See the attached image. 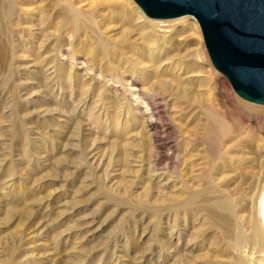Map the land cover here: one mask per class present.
Masks as SVG:
<instances>
[{
  "label": "rangeland",
  "instance_id": "1",
  "mask_svg": "<svg viewBox=\"0 0 264 264\" xmlns=\"http://www.w3.org/2000/svg\"><path fill=\"white\" fill-rule=\"evenodd\" d=\"M28 1L33 3L26 5V13L42 6L51 14L58 5L55 0ZM113 1L123 4L126 14L137 16L127 0ZM90 2L94 4L81 19L78 33L73 27L67 28L66 43L46 55L32 43L30 34L35 29L29 18L23 23L24 32L23 25L11 27L10 21L2 18L7 4L0 0V7L6 6L0 8V264H233L226 254L230 240L223 239L219 227L204 214L192 208V216L182 214L175 221L167 211H159L167 204L160 195L171 191V183L182 184L174 177L163 180L162 168L167 169L168 176H175L176 168L165 156L177 140L168 116L176 110L185 127L200 131L203 120L198 107L207 98L216 99L218 108L232 112L223 172L227 178L222 184L220 179L208 185L199 182L200 186L192 189L208 193L226 188L236 203L245 206L244 215L254 214V219V202L258 195L264 199V123L262 128L252 119L235 124L242 114L236 103L246 102L213 69L200 30L184 34L176 23H169L176 25L180 35L163 49L159 60L163 68L168 64L187 66L186 76L198 77L194 81L208 76V88H199L197 82L187 86L183 94L174 88L171 107L170 102L161 101L169 100L159 81L167 82V75L132 81L124 59L129 54L121 51V57L117 54L113 61L100 49L102 41L112 52L139 42L137 29L125 25V15L112 8L110 0ZM19 17L23 16L16 11L14 20ZM187 22L197 24L191 17ZM97 25H105L103 34ZM68 39L92 49L99 59L93 70L88 64H79L83 58L68 57ZM37 57L39 61L47 57L51 62L46 67ZM143 67L153 72L156 65L146 61ZM197 68L201 73L195 74ZM214 78L225 81V89L213 85ZM132 86L144 98L152 97L155 128L147 126L150 112L133 94ZM155 93L157 98L151 96ZM251 106L261 108L264 120V106ZM157 159L163 165L156 166ZM117 226L121 233L113 235ZM230 253L235 257L236 252Z\"/></svg>",
  "mask_w": 264,
  "mask_h": 264
},
{
  "label": "bare ground",
  "instance_id": "2",
  "mask_svg": "<svg viewBox=\"0 0 264 264\" xmlns=\"http://www.w3.org/2000/svg\"><path fill=\"white\" fill-rule=\"evenodd\" d=\"M40 1H42V0H40ZM43 1H48V0H43ZM55 1L58 3V5L56 6V8L53 9V12H52L53 14L52 13L49 14L48 13L49 11H47L46 9H43L42 6H36L32 11H29L28 13H26V10H25L27 8L26 5H30L33 3V2L28 1V0L27 1L26 0H21V1L20 0H5V2L7 4V8H6L7 10L4 12L3 10L5 8L4 9L2 8L3 9L2 11L4 12V17H2V18L3 19L5 18L7 21H10V25L13 28L23 25V23H25V21L28 20V18H29L28 23H31L32 28L35 29V31L30 34V36L32 38V43L35 45L36 49L44 50L46 55H47V54H49L48 52L53 53L55 51V48H57V47L60 48V46L62 47V45H64L63 44L64 42L66 43V40L64 41V38L66 35L65 30L67 28L73 27L74 33H78V31L81 28V26H80L81 25V19L86 18L87 14L85 15V12H88L87 10H91V8H92L91 6H93V4H94V2H90V0H55ZM110 2H111L112 8H116V9L120 10L125 15V18H124V22H126L125 25L128 24V25L133 26L135 29H137V34L139 35L138 37H140V38L136 37L137 39H139V42L136 40L137 43H127L124 46H121L120 50L118 48L115 49L114 52L109 51L107 49V46H106L107 42L106 41H102L103 43H102V47L100 49V52L102 50V52L107 57L112 58L113 61H115L114 59L116 58L117 54H119V53L121 54V51H123L126 54H129V56H126L124 59L126 61L125 64L126 63L128 64L127 65L128 66L127 71L129 72L128 74L131 75V76L130 75H127V76H129L132 81L133 80L135 82L137 80L142 81L147 77H149V78H158V77L162 78V76L167 75L169 77V80L167 82L165 80H162V79H160L159 81H160V84L164 87L165 93L167 91L166 95L169 98V100L168 99L167 100L162 99L161 101L170 102L171 107L173 106L172 103H174L173 99H175L176 93L178 94V92H182V94H183L184 92H186L187 86H189L190 84L197 82V84L200 85L199 88H201V86H206V87L208 86L207 85V83H209V81L207 80L208 76L203 77L204 76L203 75V76H201L203 78L202 80H195L194 81L193 79L195 76H193V77L192 76H186L187 73L184 72V70L187 69V66H185V68H184V67H180V66L175 65V64H172V65L168 64L165 68H163L161 65V60H159V55L163 52V49L167 48L170 45V43L174 37H179V35H180V33H179L180 31L178 32L176 30V28L174 27L176 25L169 26L170 25L169 23H171V22L176 23L177 26L181 28V31L184 32V34H186L185 32H189V31L190 32H192V31L198 32L200 30L199 26L197 27V24H194V23L189 24L187 22V17H189V16L176 18V20L170 19L171 21L150 19L143 14L141 9L132 0H127V2L135 10V13L137 15L135 17L132 13H129L130 15L126 14L128 11L123 4L116 3L113 0H110ZM21 3H23V6H21ZM85 5L88 6L89 9H85L84 8V7H86ZM2 6H5V5H1V7ZM97 7H98V5H97ZM104 8H107V7H104ZM100 10L101 9H99V11ZM16 11L21 12V15L23 17L22 18L19 17L16 20H14V15L16 14ZM101 12H102V10H101ZM110 13H111V11H110ZM102 14H103V12H102ZM123 14H122V16H123ZM19 15H20V13H19ZM88 15L91 16L92 14L88 13ZM93 15H95V14H93ZM24 18H26V19L23 21ZM93 19H94V21L96 20L95 17H93ZM102 20H103V18H102ZM95 24H97V23H95ZM85 26H87V25H85ZM24 27H25V25H23V27L21 29L22 31L25 30ZM93 27H95V26H93ZM102 27L104 28L105 25H101V26L97 25L95 27V28H97V30L99 31L100 34L105 30L104 29L103 31H101ZM32 28L30 27V29H32ZM181 35H183V34H181ZM104 37H101V38L104 39ZM201 37H202V34H201ZM70 38H72V37L70 36ZM74 38H76V34H75ZM69 42H70V40H69ZM75 42L76 41L75 40L73 41V39H72V41L67 45V47H69L68 48L69 51H67L68 57L71 60H76V58L78 59L80 57L83 58L82 59L83 63H79V64H81V65L82 64L83 65L88 64V67L92 68V70H93V68H95L97 66V63L99 61V59L95 56L96 54L94 55L91 51L92 49L90 48L91 49L90 50L85 45V43H84V45H85L84 46L80 43H75ZM201 42L198 41V44L201 45ZM202 43H204V41ZM88 46H89V44H88ZM206 53H207V51H206ZM117 57L119 58V56H117ZM120 57H121V55H120ZM38 59H40V57L36 58L37 61H39ZM42 59L39 62L44 63L46 65V67L51 62V59L49 60L47 57H44ZM145 60L149 61L151 64H153L154 67L156 65V68L153 72L148 71V69H146V71H145V67H143L144 62H146ZM209 61H210V59H209ZM172 63H174V62H172ZM183 63H185V62H183ZM125 64H123V66ZM120 65H121V63H120ZM111 66L113 67L114 65H111ZM199 68L196 69L195 74L201 73ZM96 69H98V68H96ZM213 69H214V67H213ZM216 72H218V71H216ZM104 73H107V72L105 71ZM100 75H99V77H100ZM123 75H125V74H123ZM183 76H186V77H183ZM164 78H165V76H164ZM109 79H111V78L109 77ZM115 81H117V80H115ZM206 81H208V82L206 83ZM128 82L130 83V81H128ZM152 82H154V81H152ZM156 82H158V81H156ZM212 83H213V85H216V84L219 85L221 90H222V88L225 89V87H226V82L223 80H216L214 78ZM152 85L154 86L155 84H152ZM152 85H151V87H152ZM119 86H120V84H119ZM155 86H157V83ZM132 87L134 88V86H132ZM174 88H176V90H178L176 93L173 92ZM97 89H98V87H97ZM143 89H146V88H143ZM204 89H205V87H204ZM213 89H214V87H213ZM87 90H89V89H87ZM132 91H134L133 92L134 95H136V94L138 95L137 99L140 102V104H144L145 107L148 108V110L150 112V116H149L150 120L146 119V121H145L147 126L149 128L150 127L155 128L154 123L156 122L155 121L156 118L154 117V114H153V112H154L153 106L154 105H152L154 103H151V101H150L152 99V97L150 100H148V99L144 98L143 96H141L140 93H138L139 89L134 88V90H132ZM153 91H156V90H153ZM209 91H208V93H209ZM156 93L151 95V96H154L155 98H157ZM208 93H207V96L209 97L210 94L208 95ZM155 98H154V100H155ZM176 98H177V96H176ZM200 98H202V97H200ZM236 105L241 110L242 114L240 116H238L237 122L235 124H239L240 121H242V120L244 122H246V120L252 119L254 121V123H256L255 124L256 127L259 126L258 128H262L261 123H264V120H262L263 114L260 110L261 108H258L257 106L256 107L251 106L252 103H251V105H249V104H247V102L246 103L237 102ZM254 105H256V104H254ZM122 106H124V105H122ZM258 106H260V105H258ZM198 108H199L198 113H200L202 120H203V122L200 126L201 127L200 131L195 130V129L189 130L187 127H185V125L181 123V119H180L181 116L177 115V114H179V112H176V110H174V112L172 111L173 113H169L171 115L168 117H169L171 124L174 127V131L177 135V140L173 146H170L168 148V150H167L168 153L166 155L165 154L164 155L167 156V159H168L167 161H169V162H171V160L173 161V165H175L176 168H175V176H168L170 173L167 174V171H166L167 169L163 166L164 168H162L163 169L162 175L164 177L163 178L164 181H170L172 179V177H174L173 178L174 180L181 181L182 184L181 185L179 184L177 186L176 183H171L169 188H168V189H171V191L167 193L166 192L167 190H165V193L163 192L160 195V199L162 201L166 202L167 204L166 205L164 204L163 206H161L162 208L159 211H160V213H166V211H167V213H170L171 215H173V219L175 221H177L182 214H187V215L189 214L190 216H192L193 214L190 211V209H192V208L195 209L197 212H199V214L200 213L204 214L206 216L205 218L207 220H209L210 223L219 227L220 234L223 237V239H227V240L229 239L230 240V242L228 241L230 251L226 254L228 257H230L233 264H264V220L262 218V213H261V210L264 207V199L261 196L258 197L259 195L257 196V198L254 202L255 203V214H256V217L254 219V214H253V216H251L250 214L244 215V213L246 212L245 206L236 203L235 198H233V196H232L233 194L230 195L229 190H227L226 188L217 189V190H214V191H211L208 193L203 191L202 189H200L199 191H194L192 189V187L196 186L199 182L203 183L205 185H208L209 183L212 182L213 179H220V180H222L221 184L223 183V180L226 177V176H223L224 169H226L225 168V166H226L225 155L227 154V151H228V150L226 151L225 148L227 145V138L231 134L228 122H230L233 119V117L231 115L232 112L230 113L227 109L222 110V109L218 108V104H216V99H214V98H210V97L207 98L206 103L203 105L201 104ZM175 109H177V107ZM196 127H198V126H196ZM136 137H138V136L136 135ZM134 140H135V138H134ZM128 143H129V141H128ZM138 144H140V142ZM227 147H228V145H227ZM157 157H158V155H157ZM79 159L81 160V158L80 157L78 158V162H79ZM160 160H161V157H160ZM160 160L159 159L156 160V162H155L156 166L163 165V164H160ZM107 164H108V162H107ZM165 166L168 167V162L165 164ZM107 167H109V166L107 165ZM171 174H172V172H171ZM170 177H171V179H170ZM219 177H221V178H219ZM216 182H217V180H216ZM205 185H203V186H205ZM198 186H200V185H197L196 187H198ZM215 187H217V186H215ZM228 189H230V188H228ZM210 190H213V189L210 188ZM252 201H254V200H252ZM252 210H253V207H252ZM196 215H197V213H196ZM201 218H202V216H201ZM200 223H201V221H200ZM193 224H194V221H193ZM192 227H194V226H192ZM198 228H200V227H198ZM197 230H199V229H197ZM120 233H121L120 226L115 227V229L113 230V235L114 234H120ZM160 234H162V233H160ZM158 236H159V234H158ZM162 236H164V235H162ZM165 249H166L165 243H164L163 237H162L160 240V252L163 254ZM231 251L236 252L235 257H231V253H230ZM32 261H33V259H32Z\"/></svg>",
  "mask_w": 264,
  "mask_h": 264
},
{
  "label": "water",
  "instance_id": "3",
  "mask_svg": "<svg viewBox=\"0 0 264 264\" xmlns=\"http://www.w3.org/2000/svg\"><path fill=\"white\" fill-rule=\"evenodd\" d=\"M132 1L150 19L194 18L214 69L240 99L264 106V0Z\"/></svg>",
  "mask_w": 264,
  "mask_h": 264
}]
</instances>
